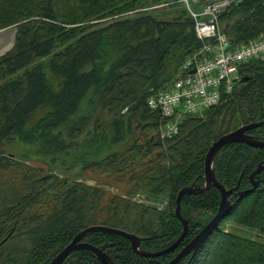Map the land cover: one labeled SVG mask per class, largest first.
<instances>
[{"label": "trees", "instance_id": "obj_1", "mask_svg": "<svg viewBox=\"0 0 264 264\" xmlns=\"http://www.w3.org/2000/svg\"><path fill=\"white\" fill-rule=\"evenodd\" d=\"M177 1L147 9L144 0H0V30L16 31L14 47L0 57V264H48L80 232L103 225L139 237L146 252L168 248L183 232L177 196L205 187L212 144L264 121L259 59L240 67L233 92L218 106L184 115L178 134L162 138L164 120L148 98L165 90L202 46L195 21ZM220 22L233 45L258 39L264 0L247 1ZM103 116L109 117L104 126ZM248 134L264 141V125ZM15 143L30 146L29 154H5ZM32 156L66 173L78 169L124 183L128 192L108 197L99 185L29 165ZM262 163L263 148L237 143L220 151L216 178L234 190L220 224L233 218L232 225L264 236V171L255 191L237 195L251 189L250 176ZM220 195L211 188L182 198L188 235L167 256L142 257L128 239L106 233H91L84 242L115 264H167L215 218ZM189 260L179 264H264V242L218 226ZM100 262L79 250L64 264Z\"/></svg>", "mask_w": 264, "mask_h": 264}, {"label": "built area", "instance_id": "obj_2", "mask_svg": "<svg viewBox=\"0 0 264 264\" xmlns=\"http://www.w3.org/2000/svg\"><path fill=\"white\" fill-rule=\"evenodd\" d=\"M247 1L251 0H178L195 21L202 46L180 66L168 89L148 98L149 109L164 120L162 138L178 134L184 115H199L218 106L223 95L233 92L242 65L264 60V34L245 45H233L221 26L224 13Z\"/></svg>", "mask_w": 264, "mask_h": 264}, {"label": "water", "instance_id": "obj_3", "mask_svg": "<svg viewBox=\"0 0 264 264\" xmlns=\"http://www.w3.org/2000/svg\"><path fill=\"white\" fill-rule=\"evenodd\" d=\"M5 32V30H0V34ZM16 38H13V41L11 42L12 45L4 49L0 52V57L8 53L15 45ZM191 73H195V70H192ZM247 80V78H244L243 81ZM264 125V121H260V123H252L248 125H244L235 131L226 134L222 137H220L218 140H216L212 146L210 147L206 158H205V187H188L180 191V193L177 196V208H176V217L179 219V222L183 225V232L179 239L175 241L171 246L162 251L158 252H146L141 248V239L135 235L129 234L127 232L113 229L109 227L103 226H93L85 229L84 231L80 232L75 238H73V241L48 264H64L65 261L75 252L79 250H87L94 253V255L101 261L102 264H115L112 259L105 253V251H102L101 249L84 242L87 236H89L91 233H106L111 235H117L124 237L128 239L131 243V249L138 255L142 257H148V258H159L162 256H167L170 253L174 252L181 246V244L184 242L188 235L189 231V221L184 219L181 215V200L185 195L188 194H201L205 191L211 189V188H217L221 192V202L219 205L218 213L216 214L215 218H213L197 235L186 245L184 248L176 255L175 258L171 259V261L167 264H179L184 258L190 256V260L192 261V258L196 256L198 251L202 248V246L206 243V241L209 239L213 231L218 227V225L225 219L227 214L231 211L232 203L229 200V196L234 193V190H227L223 185H221L215 175V159L220 153V151L224 148L226 145L231 144H245L253 148H263L264 149V141L259 140L257 138H254L253 136L249 135L248 133L252 130H255L259 128L260 126ZM264 171V163L260 164L258 168L252 173L250 176V182H251V189L245 192H240L237 194L240 198L243 197V194H246L247 192L255 191L260 182L256 180V177L262 174Z\"/></svg>", "mask_w": 264, "mask_h": 264}, {"label": "rangeland", "instance_id": "obj_4", "mask_svg": "<svg viewBox=\"0 0 264 264\" xmlns=\"http://www.w3.org/2000/svg\"><path fill=\"white\" fill-rule=\"evenodd\" d=\"M144 1H146L147 2L146 5L149 6L147 9H154V8L158 7L159 5H157V4L160 3V1L161 2L168 1L169 3L175 2V0H144ZM177 5H179L182 9H185L182 5H180V4H177ZM176 7H178V6H176ZM169 10H173V8L171 7ZM14 37L16 38V31L14 28L6 29L5 32L0 34V52L4 49L9 48L12 45L11 42L13 41ZM169 86H170V84L168 85V87ZM102 121L104 122L103 126L106 125V123L109 122V117L103 116ZM105 130L109 131V133H110L109 129H105ZM30 150H31L30 146H27L26 144L15 143V144H13V146H6L4 151L6 152L5 154H10V155H13V158L20 159V158L24 157L22 155L23 153L29 154ZM14 155H15V157H14ZM21 155L23 157H21ZM28 164L31 166H36V167H40V168L42 167L44 169H48L51 171L53 170L54 172H58V173L68 172V170H65L62 165H56L55 164L54 166L51 165L50 167L45 166L47 163H45L42 159L34 157V156H32V158L29 159ZM66 174H69L72 177H77L80 181L83 180L86 183H89L91 185H99V186H101V188H105L108 191V193H107L108 197H110L113 194H125L126 192H128V187H126V184L117 183L113 179H109V178L100 176L99 174H95V173H91V172L83 173V172H80L78 169L74 170L72 173H66ZM232 219L233 218H231L229 220H225L222 224H219L218 226L219 227H225L227 232L230 231V232L236 233V234L243 236V237H253L255 239L260 238V240L262 242H264V236H258L257 233L251 232L248 229H244L242 227L232 225V222H233ZM225 256L228 258H234L235 253L234 252H229V253L226 252ZM235 258H238V257L235 256ZM239 259L240 260L243 259V261H244V257L243 258L239 257ZM249 260H251V258H249Z\"/></svg>", "mask_w": 264, "mask_h": 264}]
</instances>
